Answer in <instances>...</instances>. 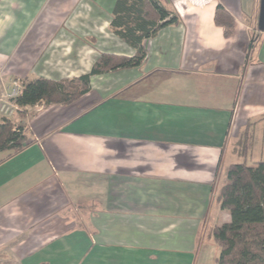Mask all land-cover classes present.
Instances as JSON below:
<instances>
[{
    "label": "crops",
    "instance_id": "1",
    "mask_svg": "<svg viewBox=\"0 0 264 264\" xmlns=\"http://www.w3.org/2000/svg\"><path fill=\"white\" fill-rule=\"evenodd\" d=\"M117 1L0 0V102L15 80L73 79L101 54L135 56L112 26ZM156 1L179 22L143 40L141 65L91 75L71 104L26 107L33 142L0 153V250L11 244L16 264H198L204 227L231 220L217 198L229 166L264 160L261 0ZM219 4L230 36L214 20ZM79 175L94 193L67 191ZM55 187L62 205L89 212L34 239L33 209L47 211Z\"/></svg>",
    "mask_w": 264,
    "mask_h": 264
},
{
    "label": "trees",
    "instance_id": "2",
    "mask_svg": "<svg viewBox=\"0 0 264 264\" xmlns=\"http://www.w3.org/2000/svg\"><path fill=\"white\" fill-rule=\"evenodd\" d=\"M214 20L225 28L226 36L233 33L234 18L221 4L216 7ZM178 22V16L156 0H118L112 26L137 48L135 56L101 54L91 72L78 78L24 81L21 93L13 98L19 107V120L2 116L0 122L1 161L18 154L33 142L25 133V121L30 116L26 107L75 102L89 91L91 75L141 65L147 54L143 40L152 36L157 27ZM248 132L245 128L239 140L240 149L244 151ZM217 198L221 208L230 213L231 220L211 228V239L220 249L215 264H264V160L251 165L247 162L231 164L227 182Z\"/></svg>",
    "mask_w": 264,
    "mask_h": 264
},
{
    "label": "rangeland",
    "instance_id": "3",
    "mask_svg": "<svg viewBox=\"0 0 264 264\" xmlns=\"http://www.w3.org/2000/svg\"><path fill=\"white\" fill-rule=\"evenodd\" d=\"M17 111L14 114V116H12L10 119L16 120V118H18ZM257 156L258 154L256 153L254 159ZM248 163H250V159L248 160ZM87 178L88 177L86 175H79L73 182L74 186H72L71 182L69 181L66 185L67 191L71 193V191H74L76 187L79 185V192L82 193V196L85 195L86 193H91V194L94 193L95 190L93 191V189H91L92 187L87 186L88 184ZM56 192L60 193L61 191H59V189L55 187V193ZM49 196L51 199L52 195L50 194ZM59 196L60 198L58 197V199H54V202H50L47 211L37 212L36 210L33 209L34 214H33L32 222L36 223V225L33 228L34 239L36 237H40L42 231L44 233L47 232V235L45 236L49 238L55 234H58L62 230L69 229L75 226H82L84 224L85 221L84 216H86L87 213L89 212L88 203L87 202H82L80 204L74 203V205L72 203L71 204L64 203L62 205L63 193ZM44 202L47 203L46 201ZM51 205L53 206L51 207ZM60 209L63 212H60L61 214L59 215L57 213H59L58 210ZM70 217L73 218L72 222H66V221L64 222V218H70ZM209 226L210 225H206V227H204V230L200 234L198 240V245H197L198 264H199V260L201 259L203 260L202 264H215V257H217L219 254L218 245L215 244L212 240H210L211 228ZM26 237H28L27 234ZM22 238H23V234L19 235V237H17L14 240L15 243L16 242L18 243ZM213 245L217 247L216 250L213 249ZM10 248H11V244L8 247H4L0 250V264H16L15 258L18 257L13 253V251H11Z\"/></svg>",
    "mask_w": 264,
    "mask_h": 264
},
{
    "label": "built area",
    "instance_id": "4",
    "mask_svg": "<svg viewBox=\"0 0 264 264\" xmlns=\"http://www.w3.org/2000/svg\"><path fill=\"white\" fill-rule=\"evenodd\" d=\"M21 90L22 83L17 80L13 81L11 90L7 93L6 97L0 103V113L2 114V116L7 118H11L12 116H14L19 107L14 103L13 98L19 95V93H21Z\"/></svg>",
    "mask_w": 264,
    "mask_h": 264
},
{
    "label": "water",
    "instance_id": "5",
    "mask_svg": "<svg viewBox=\"0 0 264 264\" xmlns=\"http://www.w3.org/2000/svg\"><path fill=\"white\" fill-rule=\"evenodd\" d=\"M259 29L264 30V0H261V8L259 15Z\"/></svg>",
    "mask_w": 264,
    "mask_h": 264
}]
</instances>
